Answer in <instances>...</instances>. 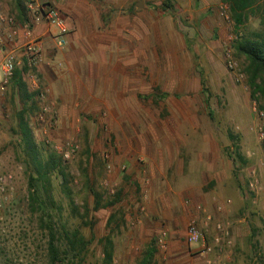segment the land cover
<instances>
[{
	"label": "rangeland",
	"instance_id": "rangeland-1",
	"mask_svg": "<svg viewBox=\"0 0 264 264\" xmlns=\"http://www.w3.org/2000/svg\"><path fill=\"white\" fill-rule=\"evenodd\" d=\"M214 1V14L219 18L218 8L224 0ZM226 2L231 20L220 17L222 40L228 42L231 34L242 37L264 30L261 11L249 14L238 26ZM11 6V0H0V11L10 10ZM219 36L215 33L214 39ZM235 43L236 40L228 42L231 46ZM180 49H168L177 51L176 55L181 57L174 65L184 79L179 97L181 107L178 104L177 107L187 112L185 125L191 122L199 128L197 133L176 135L180 142L182 139L209 144L210 164L197 167L200 182H205L199 196L170 199L175 205L181 203L189 209L171 227L177 234L172 251L184 248V244L189 246L186 233L189 225L194 224L202 232V240L194 243L198 250L195 252L211 247L215 256L224 252L230 258L229 264H264V116L259 110L263 99L258 93L251 96L252 88L243 72L246 61L233 48L232 57L243 75L241 81H236L226 67V48H194L189 44L181 53ZM10 78L3 85L0 72V264H50L48 228L55 231V243L61 256H65V264H106L102 242L106 237L113 243L112 264H141L150 245L155 249V264L157 258L172 255L171 250L163 253L156 244L158 234L162 230L168 232L165 224L147 223V215L153 217L151 206L163 204V199L149 192L147 166L138 160L132 165L117 163L107 132L103 137L96 132L87 134L77 122L71 131L59 132L57 117L42 111L46 101L41 97L37 103L39 110L28 114L33 140L42 160L52 158L57 166L60 163L67 178L63 181L57 169L51 171L54 204L40 208L31 203L28 179L35 174L27 165L16 134L15 115L21 106ZM25 80L32 91L29 80ZM217 131L227 138L229 145L221 144ZM72 146L75 153L66 161L63 154ZM106 153L111 169L106 168ZM93 192L99 197L98 209ZM165 216L173 221V215L165 212ZM216 223L224 230L229 228L224 240L215 229ZM65 229L78 232L86 243L84 253L68 252ZM216 236L223 242L221 246L215 242Z\"/></svg>",
	"mask_w": 264,
	"mask_h": 264
},
{
	"label": "crops",
	"instance_id": "crops-1",
	"mask_svg": "<svg viewBox=\"0 0 264 264\" xmlns=\"http://www.w3.org/2000/svg\"><path fill=\"white\" fill-rule=\"evenodd\" d=\"M39 1L61 15L64 44L57 45L56 28L39 23L33 28L41 47L35 64L30 65L21 48L23 36L14 38L5 52H14L17 68H26L24 80L27 78L29 88L46 101L42 111L57 117L59 132L71 131L74 122L82 125L87 134L96 132L103 137L107 132L117 163L132 165L138 160L147 166L149 192L163 199L162 205L151 206L153 217L147 215V223L165 224L167 250L172 254L157 258V264H229L230 258L224 252L205 256L195 252L198 250L194 244L172 251L177 234L171 227L189 209L170 199L200 195L205 182H200L197 167H209L210 146L192 140L180 142L176 135L197 133L199 127L191 122L185 125L187 112L177 107H181L184 79L174 65L181 57L168 49L181 48V53L189 44L194 48L228 46L226 39L220 38L223 20L214 14L215 1ZM10 10L3 13L16 18ZM17 24L22 32L23 22ZM215 33L220 34L218 39H214ZM1 60L2 55L0 63ZM178 62L180 69L181 61ZM165 212L173 215V221L172 217L166 219ZM224 237L223 233L221 238ZM217 241L221 246L219 237Z\"/></svg>",
	"mask_w": 264,
	"mask_h": 264
},
{
	"label": "trees",
	"instance_id": "trees-1",
	"mask_svg": "<svg viewBox=\"0 0 264 264\" xmlns=\"http://www.w3.org/2000/svg\"><path fill=\"white\" fill-rule=\"evenodd\" d=\"M226 1L230 4L232 19L238 26L242 25L247 20L248 16H250L249 14L254 15L260 11L261 14H264V0ZM11 2L13 3V6L10 7V11L13 13L15 12V20L23 23L27 21L29 22V15L27 14L24 6L25 0H11ZM237 40V43H235L232 48L238 57H243L246 61V67L243 72L249 86L252 88L251 96L253 97L255 93H258L260 98L263 99V104L259 105V110L262 111L264 116V30L251 32L250 34L242 37H237ZM26 71V68L15 69L10 78V84L16 90L21 106L20 110L15 115L16 134L22 144L27 165L29 164L31 166L32 172L35 174V177L30 175L28 179L30 187L29 190L31 189L30 201L33 205H37L41 208V206L44 207L54 204L51 194V171L57 169V172L61 175L63 181H66L67 176L61 164L58 163L57 166L54 159L47 158L45 161L42 160L40 151L33 140L32 131L28 122V114L35 110H39L37 103L40 94L38 91H30L28 89V86L23 78V74ZM39 191L41 193H38ZM93 197L95 209H98L99 197L94 192ZM48 237L47 251L49 254L50 264H65V256H61V253L55 243V231L52 228H48ZM64 237L67 240L68 250L70 249L68 252H76L77 255H81L85 252L86 243L78 236L77 231L70 232L68 229H65ZM102 242L104 262L106 264H112V240L106 237ZM154 255L155 249L152 245H150L144 253L141 264H155Z\"/></svg>",
	"mask_w": 264,
	"mask_h": 264
},
{
	"label": "built area",
	"instance_id": "built-area-1",
	"mask_svg": "<svg viewBox=\"0 0 264 264\" xmlns=\"http://www.w3.org/2000/svg\"><path fill=\"white\" fill-rule=\"evenodd\" d=\"M25 10L29 15V22L23 23L22 32L18 28L17 21L15 18L9 14H5L0 11V55H2V60L0 63L1 73H2V84L6 85L8 83L9 78L12 76L14 70L18 66V60L14 52H5V48L7 45L13 42V39H17L19 36H23L24 44H22L24 53L27 57L30 65L35 64L40 57V45L39 40L33 35V28L39 23H45L47 27L56 28L58 30L57 35V45L61 46L64 44L63 35L65 34V25L64 21L61 18V15L49 4L42 3L39 0H25ZM219 14L220 17L225 20H231L229 15V6L224 0V3L219 5ZM236 34H231L228 37V42H233L237 40ZM225 60L227 69L234 74L236 77V81H241L243 79V75L239 72L237 63L232 57V46L228 44L225 47ZM75 153V147H69V149L64 152L63 157L66 161L70 160ZM107 165V169H111V165L109 162V154L106 153L104 155ZM209 220V218H208ZM215 229L219 231L220 235L224 233L225 236L228 233L222 228L219 223L215 224ZM187 242L189 245L198 243L202 240V232L199 228H197L194 224L189 225L186 233ZM218 237L215 238V242L217 243ZM156 244L160 248L161 251L167 250V232L161 231L157 238ZM202 255H208L212 253V248H205L200 252Z\"/></svg>",
	"mask_w": 264,
	"mask_h": 264
},
{
	"label": "water",
	"instance_id": "water-1",
	"mask_svg": "<svg viewBox=\"0 0 264 264\" xmlns=\"http://www.w3.org/2000/svg\"><path fill=\"white\" fill-rule=\"evenodd\" d=\"M217 134H218L219 141L221 142L223 146L229 145L227 138L223 136L220 131H217Z\"/></svg>",
	"mask_w": 264,
	"mask_h": 264
}]
</instances>
